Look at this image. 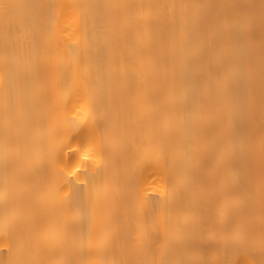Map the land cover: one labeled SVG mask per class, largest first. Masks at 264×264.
Segmentation results:
<instances>
[{
	"label": "bare ground",
	"instance_id": "6f19581e",
	"mask_svg": "<svg viewBox=\"0 0 264 264\" xmlns=\"http://www.w3.org/2000/svg\"><path fill=\"white\" fill-rule=\"evenodd\" d=\"M0 264H264V0H0Z\"/></svg>",
	"mask_w": 264,
	"mask_h": 264
}]
</instances>
